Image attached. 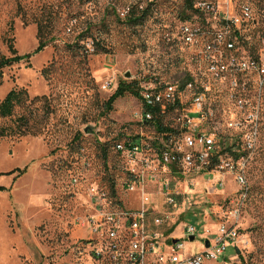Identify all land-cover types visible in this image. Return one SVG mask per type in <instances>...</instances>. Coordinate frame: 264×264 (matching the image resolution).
Masks as SVG:
<instances>
[{
  "label": "rangeland",
  "instance_id": "rangeland-1",
  "mask_svg": "<svg viewBox=\"0 0 264 264\" xmlns=\"http://www.w3.org/2000/svg\"><path fill=\"white\" fill-rule=\"evenodd\" d=\"M152 7L141 24H131L110 13L104 0L92 9L86 0H0V57L11 55V36L20 55L31 54L28 61L0 69V101L13 88L26 89L31 98H48V106L45 100L32 106L41 116L38 134L0 137V264H107L93 254L86 242L92 230L81 223L99 208L91 193L98 189L126 206L138 205V194L128 196L122 188L124 165L113 143L127 133L158 128L139 121L142 101L129 92L110 111L105 102L122 80L157 74L175 81L192 68L191 48L165 39L182 18L184 0H156ZM260 8L254 9L258 22L247 28L244 40L249 53L264 58ZM49 12L55 23L49 29L52 38L34 53L37 18ZM74 18L77 24H71ZM87 26V39L76 44ZM254 78L242 104L220 83L206 94L207 119L199 129L214 132L222 158L244 169L249 192L240 205L236 245L205 264H264V84L256 87ZM24 112L17 107L13 116L0 119V126L15 127ZM172 123L162 119L163 127ZM196 181L189 212L200 236L188 244L190 252L229 220L218 208L236 199L238 189L232 174L225 175L223 187L208 177Z\"/></svg>",
  "mask_w": 264,
  "mask_h": 264
},
{
  "label": "built area",
  "instance_id": "built-area-1",
  "mask_svg": "<svg viewBox=\"0 0 264 264\" xmlns=\"http://www.w3.org/2000/svg\"><path fill=\"white\" fill-rule=\"evenodd\" d=\"M96 1H87V7L94 8ZM104 1L121 19L134 9L144 10L156 3ZM258 5L264 23V0H195L194 13L166 32L169 44L191 48L192 68L175 81H163L157 74L136 80L142 101L139 121L153 122L156 128L158 117L161 122L167 118L173 123L167 131L158 128L147 133L142 128L114 142L126 176L122 188L128 196L137 193L139 204L126 206L106 192L93 190L91 196L99 208L81 223L92 230L93 236L86 242L97 259L107 264H205V260L223 257L230 245H236L240 205L249 192L247 178L242 167L237 169L222 158L216 134L199 129V125L207 119L206 94L214 83L223 84L230 97L239 98L241 104L253 76L257 77L256 87L264 84V58L252 55L242 45L247 28L258 22L254 16ZM77 22V18L71 20V24ZM227 174L235 178L237 197L218 211H225L229 220L219 224L213 239L203 238L208 245L202 242L199 250L190 252L188 244L200 234L199 223L190 221L189 194L198 177H208L223 187ZM191 235H195L193 240Z\"/></svg>",
  "mask_w": 264,
  "mask_h": 264
},
{
  "label": "trees",
  "instance_id": "trees-1",
  "mask_svg": "<svg viewBox=\"0 0 264 264\" xmlns=\"http://www.w3.org/2000/svg\"><path fill=\"white\" fill-rule=\"evenodd\" d=\"M89 0H86V2ZM195 0H184V9L181 11V19H187L189 18L193 13V4ZM155 5V4H154ZM153 5V6H154ZM153 7H148L144 10H138L134 9L132 13L125 19H122L124 21H127L131 24H141L148 13L152 12ZM110 13H112L109 10ZM114 14V13H112ZM53 12H49L48 14L44 13L40 18H37V24H38V46L36 47L34 53L39 52L43 50L47 44L50 42V39L52 37H49V29L52 30L54 28L53 19L52 18ZM115 15V14H114ZM116 16V15H115ZM117 17V16H116ZM119 18V17H118ZM121 19V18H119ZM13 29V25H11V30ZM90 30V26H87L86 30L81 32L78 35V40L75 42L76 44L81 43V41L87 39L88 31ZM264 33V30H263ZM246 36V34H245ZM264 36V34H263ZM242 45H244L247 50H250L248 46L245 44V40L243 38ZM8 47L10 50L11 55L6 56L3 55L0 57V69L4 66L11 65L16 62H20L22 60L28 61V58L31 54L26 55H20L15 47L14 44V37H8L7 38ZM86 43V41H85ZM97 46H99L102 50L101 51H107L104 46H100V43L97 42ZM257 56V55H254ZM131 93L136 97H140L139 91H138V83L136 80H133L131 82H128L126 80H122L115 92L108 98V100L105 102V110L110 111L113 109L114 102L119 98L126 95V93ZM42 100H45V104L48 106V98L45 95L42 96H35L30 97L29 93L26 89L21 88H13L11 89L6 96L0 101V119H6L15 114V110L17 107H21L25 109V112L20 114L16 121L17 124L14 126H0V137H7V136H22L27 134L36 135L40 132V126L36 123L38 119L41 117L37 113L34 112L32 109V106L36 102H40ZM149 108V107H148ZM49 107H47V110ZM44 117L48 115V111L44 112ZM156 124L161 131H167V127L162 126V122L160 118H156ZM41 122V120H39ZM79 135H76L74 139H78ZM118 140V139H117ZM114 145V143H113ZM105 151V148H104ZM238 156V155H237Z\"/></svg>",
  "mask_w": 264,
  "mask_h": 264
},
{
  "label": "water",
  "instance_id": "water-1",
  "mask_svg": "<svg viewBox=\"0 0 264 264\" xmlns=\"http://www.w3.org/2000/svg\"><path fill=\"white\" fill-rule=\"evenodd\" d=\"M126 75L128 77H131V73L130 72H127ZM190 238H191V240H193L195 238V235H191ZM206 244L208 245V240H206Z\"/></svg>",
  "mask_w": 264,
  "mask_h": 264
},
{
  "label": "crops",
  "instance_id": "crops-1",
  "mask_svg": "<svg viewBox=\"0 0 264 264\" xmlns=\"http://www.w3.org/2000/svg\"><path fill=\"white\" fill-rule=\"evenodd\" d=\"M234 247V246H233Z\"/></svg>",
  "mask_w": 264,
  "mask_h": 264
}]
</instances>
